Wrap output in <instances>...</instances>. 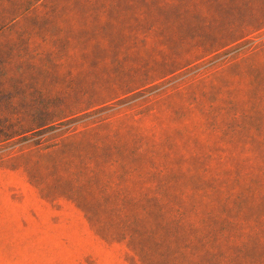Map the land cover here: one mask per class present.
<instances>
[{
    "label": "rangeland",
    "instance_id": "1",
    "mask_svg": "<svg viewBox=\"0 0 264 264\" xmlns=\"http://www.w3.org/2000/svg\"><path fill=\"white\" fill-rule=\"evenodd\" d=\"M0 264H264V0H0Z\"/></svg>",
    "mask_w": 264,
    "mask_h": 264
},
{
    "label": "trees",
    "instance_id": "2",
    "mask_svg": "<svg viewBox=\"0 0 264 264\" xmlns=\"http://www.w3.org/2000/svg\"><path fill=\"white\" fill-rule=\"evenodd\" d=\"M250 206H251V200L247 199L242 207L241 220L239 222L235 221L234 219L227 220V222L229 223L230 230L238 228V224H239V228L243 230L255 226L257 213L251 211Z\"/></svg>",
    "mask_w": 264,
    "mask_h": 264
}]
</instances>
